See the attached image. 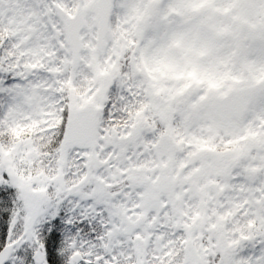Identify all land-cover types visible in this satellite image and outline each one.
<instances>
[{
  "label": "snow or ice",
  "instance_id": "snow-or-ice-1",
  "mask_svg": "<svg viewBox=\"0 0 264 264\" xmlns=\"http://www.w3.org/2000/svg\"><path fill=\"white\" fill-rule=\"evenodd\" d=\"M0 264H264V0H0Z\"/></svg>",
  "mask_w": 264,
  "mask_h": 264
}]
</instances>
